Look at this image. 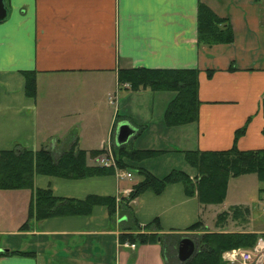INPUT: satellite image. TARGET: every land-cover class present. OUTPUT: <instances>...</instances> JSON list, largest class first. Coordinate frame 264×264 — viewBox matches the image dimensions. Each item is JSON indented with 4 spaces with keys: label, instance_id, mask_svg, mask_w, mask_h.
<instances>
[{
    "label": "crops",
    "instance_id": "1",
    "mask_svg": "<svg viewBox=\"0 0 264 264\" xmlns=\"http://www.w3.org/2000/svg\"><path fill=\"white\" fill-rule=\"evenodd\" d=\"M5 2L8 15L0 22V151L46 148L57 157L76 143L86 153L112 151L116 125L127 121L136 129L127 143L132 149L160 152L128 163L127 170L117 169L130 173L129 179H119L115 172L83 179L34 175V188L50 189L59 198L94 195L118 203L141 180L139 168L156 178L173 170L193 178L184 153L229 150L235 132L244 127L236 148H264V0ZM200 4L226 21L231 43L198 45ZM136 68L197 70V121L168 128L163 114L173 95L161 97L156 106L149 89L120 90L118 72ZM23 72L35 73L34 98L25 94ZM86 162L99 166L88 156ZM261 189L256 175L246 174L228 180L218 205L200 204L196 196L185 195L181 184L168 185L161 195L145 192L130 203L135 218L141 227L156 219L161 231L153 232L159 236L155 242L136 244L134 250L122 246L119 236L136 232H124L126 219L118 214L110 218L103 206L87 216L32 220L22 231L31 191H1L0 250L30 255L2 256L0 264H63L65 259L81 264L86 258L85 264H168L166 247L173 245L176 263L182 264L179 243L197 222L212 233L264 235ZM224 212L228 216L218 221ZM11 216L17 224L7 227Z\"/></svg>",
    "mask_w": 264,
    "mask_h": 264
},
{
    "label": "trees",
    "instance_id": "2",
    "mask_svg": "<svg viewBox=\"0 0 264 264\" xmlns=\"http://www.w3.org/2000/svg\"><path fill=\"white\" fill-rule=\"evenodd\" d=\"M233 40L232 31L224 19L218 18L204 4L198 6L197 43L201 46L229 44ZM25 94L34 98L36 82L34 72H23ZM212 76L209 71L207 77ZM120 90L128 85L130 91L149 89L152 92H170L173 94L163 114L166 127H177L197 121L198 108V71L197 70H151L144 68L120 70L118 72ZM245 127L236 131L231 149L221 152L189 151L184 153L186 163L195 171L190 178L184 172L173 170L163 178H156L148 171L139 168L137 174L141 180L136 183L126 197L115 198L90 195L83 200L55 197L50 189H36L33 185L34 175L57 177L63 179H83L95 176L114 174L113 168L88 166L87 156L96 158L104 154V150L86 153L72 145L55 157L52 150L41 148L28 151L18 146L12 150L0 151V191H31V200L27 210V218L20 230L29 229L32 220L42 221L54 217L87 216L96 206L106 208L110 218L116 214L124 222L119 242L145 245L153 243L161 231L158 221L141 227L130 203L145 192L161 195L171 184H181L188 197L196 196L202 205H218L224 201L227 182L246 174L256 175L262 184L261 194L264 197V148L254 151H239L237 140L244 134ZM264 134V130H263ZM160 154L153 150H135L129 144L115 146L112 155L116 167L129 169L128 163L139 162ZM227 213L218 215V221L224 220ZM204 229L201 222L191 225L188 231ZM264 237V235H261ZM258 236L240 233H203L194 241L195 251L192 257L182 264H227L221 259L223 252L234 248L252 247ZM7 255H30L19 252H0V257Z\"/></svg>",
    "mask_w": 264,
    "mask_h": 264
},
{
    "label": "rangeland",
    "instance_id": "3",
    "mask_svg": "<svg viewBox=\"0 0 264 264\" xmlns=\"http://www.w3.org/2000/svg\"><path fill=\"white\" fill-rule=\"evenodd\" d=\"M122 87H128V85H123ZM151 94H152V96H150V99L151 100H153L154 102H155V105L156 106H159L160 104H161V102H162V100H161V97L163 98V97H168V99L170 98V97H172V93H170V92H150ZM144 104V102H143V100H142V105ZM122 118V115H121V117H120V119ZM154 118L156 119V117L154 116ZM118 124V123H117ZM134 141V140H133ZM132 141V142H133ZM136 146V145H135ZM117 168V167H116ZM118 169V168H117ZM127 192V191H126ZM130 192L131 191H129L128 192V194H126V196H128L129 194H130ZM4 193V192H3ZM3 193L0 191V194H2L3 195ZM120 200V198L118 199V201L117 202H120L119 201ZM212 214V213H211ZM218 217V216H217ZM218 219V218H217ZM122 220H123V218H122ZM224 220H225V218H224ZM220 221H222V220H220ZM8 222H9V225L7 224L6 226L7 227H11V226H13V225H15V224H17L16 223V218L14 219V217L13 216H11L9 219H8ZM206 232H208L209 233V231H207L205 228L204 229H198L197 231H189V233H187V234H185V237L184 238H188V239H190L193 243H194V241H197V239L203 234V233H206ZM212 233V232H211ZM256 236H258L257 237V239H256V241H255V243H254V245L252 246V247H248V248H234V249H231V250H227V251H225V252H223L222 253V255H221V259L223 260V262H225V263H227V264H237V263H239V264H242L239 260H238V262L237 263H230V262H228L229 260H228V258L232 255V252H237V250H239V251H253V249L254 248H256L257 247V244H258V241H260L261 239H263L264 240V237L263 236H261V235H256ZM3 239V238H2ZM10 240H11V244H17V240H15V239H12V238H10ZM173 242V241H172ZM20 243V242H19ZM122 244V243H121ZM125 244H128L129 246H125ZM169 244V243H168ZM131 245H134L133 247L134 248H132V246ZM122 246H124L125 248H128V249H130V250H134L135 249V247L137 246L136 245V243L134 244V243H124ZM175 249H176V245H173V247L172 246H168V247H166V256H167V261H168V264H177L176 262H177V260H176V258H175V254H176V251H175ZM103 251H105V250H103ZM73 252H76V250H74ZM100 253V252H99ZM99 253H97V254H99ZM43 257H47V254L46 253H43ZM75 257V256H74ZM59 258H60V256H59ZM86 260H87V258H86ZM86 260H82L81 259V261H80V263L81 264H85V262H87ZM228 260V261H227ZM59 261H62L61 259H59ZM73 261H75V262H77L76 260H73ZM71 259H65V262H61V263H63V264H76L75 262H73ZM88 264H91L90 262L88 263ZM252 264H264V251H262V252H260L259 253V257L254 261V263H252Z\"/></svg>",
    "mask_w": 264,
    "mask_h": 264
},
{
    "label": "water",
    "instance_id": "4",
    "mask_svg": "<svg viewBox=\"0 0 264 264\" xmlns=\"http://www.w3.org/2000/svg\"><path fill=\"white\" fill-rule=\"evenodd\" d=\"M6 0H0V22L7 18L8 10L6 7ZM136 134V129L130 125L127 121H121L116 125L115 130V146H121L128 143V141ZM195 251L194 243L188 239L184 238L180 241L178 246V259L180 262L184 263L189 260ZM0 252H6L5 250H0Z\"/></svg>",
    "mask_w": 264,
    "mask_h": 264
},
{
    "label": "built area",
    "instance_id": "5",
    "mask_svg": "<svg viewBox=\"0 0 264 264\" xmlns=\"http://www.w3.org/2000/svg\"><path fill=\"white\" fill-rule=\"evenodd\" d=\"M107 149H110L109 147ZM107 151V150H106ZM107 154L103 155V156H99L97 157L95 160L98 163L99 166L101 167H105V168H113L115 175L121 179V178H131V174L130 173H125L123 171L118 172L116 169V164L114 161V158L112 156V152L109 150L106 152ZM129 192V191H127ZM125 246H129L128 244H125ZM132 248H134V245H131ZM264 251V240L261 239L260 241H258L257 247L253 249V251H239L237 250V252H232V255L228 258V262L230 263H237L238 260L242 263V264H252L254 263V261L259 257V253ZM239 264V263H237Z\"/></svg>",
    "mask_w": 264,
    "mask_h": 264
},
{
    "label": "bare ground",
    "instance_id": "6",
    "mask_svg": "<svg viewBox=\"0 0 264 264\" xmlns=\"http://www.w3.org/2000/svg\"><path fill=\"white\" fill-rule=\"evenodd\" d=\"M117 169V168H116Z\"/></svg>",
    "mask_w": 264,
    "mask_h": 264
}]
</instances>
